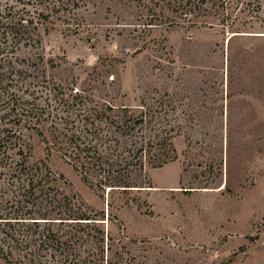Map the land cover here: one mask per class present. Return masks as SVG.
I'll return each mask as SVG.
<instances>
[{
    "label": "rangeland",
    "instance_id": "rangeland-1",
    "mask_svg": "<svg viewBox=\"0 0 264 264\" xmlns=\"http://www.w3.org/2000/svg\"><path fill=\"white\" fill-rule=\"evenodd\" d=\"M73 12L41 32L25 80L54 121L82 90L134 113L170 104L181 121L176 160L147 171L141 191L101 194L49 158L60 188L104 214L101 264H264V0H96Z\"/></svg>",
    "mask_w": 264,
    "mask_h": 264
},
{
    "label": "trees",
    "instance_id": "trees-1",
    "mask_svg": "<svg viewBox=\"0 0 264 264\" xmlns=\"http://www.w3.org/2000/svg\"><path fill=\"white\" fill-rule=\"evenodd\" d=\"M27 1L33 12L0 5V264H101L104 214L60 188L49 158L101 194L141 191L147 171L176 160L181 121L167 116L170 104L141 102L134 113L82 90L62 101L66 115L57 124L36 102L27 70L41 60V32L96 0Z\"/></svg>",
    "mask_w": 264,
    "mask_h": 264
}]
</instances>
